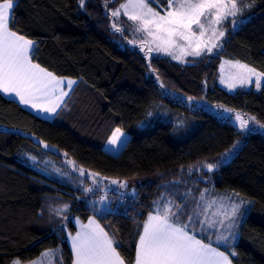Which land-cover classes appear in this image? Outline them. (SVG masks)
<instances>
[{
	"label": "trees",
	"instance_id": "1",
	"mask_svg": "<svg viewBox=\"0 0 264 264\" xmlns=\"http://www.w3.org/2000/svg\"><path fill=\"white\" fill-rule=\"evenodd\" d=\"M14 1L10 28L35 42L33 62L78 83L52 120L0 93V264H31L48 251H60L54 264H73L69 234L76 219L93 217L134 264L143 224L165 195L183 207L187 223L183 195L211 191L246 202V218L227 246L196 236L234 252L232 264H264V133L241 132L196 107L203 100L264 124V84L234 93L220 85L224 59L264 73V0H237L240 27L232 31L228 20L215 52L184 63L147 57L113 27V11L127 0ZM116 128L129 136L119 154L105 149ZM131 188L135 196L124 193ZM104 193L113 200L98 213ZM65 205L67 213H58Z\"/></svg>",
	"mask_w": 264,
	"mask_h": 264
},
{
	"label": "snow or ice",
	"instance_id": "2",
	"mask_svg": "<svg viewBox=\"0 0 264 264\" xmlns=\"http://www.w3.org/2000/svg\"><path fill=\"white\" fill-rule=\"evenodd\" d=\"M151 3L159 4V0H127L112 15L119 16L123 10L130 21L138 22L136 30L144 31L151 37V41L142 45L148 49V53H164L181 62L186 56L212 54L214 49L221 46V39L225 36V32L219 31L217 26L242 11L237 0H167L168 7L163 10L164 14L151 7ZM14 7V0H0V93L14 96L20 104L38 111L55 113L68 95L65 88L71 90L76 82L58 78L39 63L33 62L35 42L10 28V13ZM176 50H179V54ZM231 67L237 71L230 72L227 77L222 75L220 80L229 89L234 88L237 82L241 86L253 83V76L256 87H261L264 73H257L254 68L239 62ZM221 72H224L223 65ZM191 99L193 98L189 97ZM235 118L242 129L248 128V119L239 113ZM261 127L264 128V125ZM123 135L121 129L116 128L108 143L116 145ZM207 168L212 171L213 165L209 164ZM79 171L81 176L85 175L83 169ZM89 175L93 177V183H97L96 174ZM112 183L118 182L113 180ZM125 186L121 184V187ZM92 190L84 189L85 192ZM103 199L102 197L101 200ZM244 203L246 202L234 203L230 212L223 213L224 218L232 221ZM67 210L68 206L65 205L57 211L67 213ZM183 214V207L171 201L162 210L158 206L155 214L149 213L135 246L134 264H232L229 256H234V252L226 255L211 243H204L197 238L195 224L204 225L205 221H197L189 216L185 223L181 220ZM64 218L67 219V216ZM76 222L79 223L80 230L74 236L69 234L74 253L73 264H126L117 250L119 242L94 218H90L87 224ZM219 223L225 226L223 220ZM233 223L234 221L225 227L230 229ZM214 224L215 222L208 223L207 227H213ZM206 230L205 227L199 229L201 232ZM216 240L217 243L228 242L229 237L221 233ZM43 255L48 256L49 253ZM13 264H20V261L14 260ZM32 264L37 262L32 261Z\"/></svg>",
	"mask_w": 264,
	"mask_h": 264
},
{
	"label": "rangeland",
	"instance_id": "3",
	"mask_svg": "<svg viewBox=\"0 0 264 264\" xmlns=\"http://www.w3.org/2000/svg\"><path fill=\"white\" fill-rule=\"evenodd\" d=\"M237 4H238V7H240L238 1H237ZM150 6L155 8L157 11H160L161 14H164L163 10L167 9V7H168L167 0H159V4L151 3ZM239 15L240 14L238 13V15L236 17H228L226 20L223 21V23L221 25L217 26V29L219 31L225 32V36L221 39V42H220L221 45L223 44V41L227 37V30H225L223 28L224 24L228 20H231L233 22L232 26H231L232 31L237 30L241 25V22H239V19H237V17ZM122 16H125L127 21H124V19H122L123 18ZM116 20L118 22V24L115 22L116 28L120 27L123 30H125L127 32V34L129 35L131 45L132 46H140L141 50L146 52L147 57L157 55V56H167V57L172 58L169 55H166L164 53L155 52V51L148 53V49L146 47H142V45L151 41V37H149L147 35V33L144 31H137L136 29L139 26L138 22L130 21L128 19V17L123 14V10H121V14L119 16H116ZM181 43H183V42H181ZM216 49H214L213 52H215ZM176 51H177V54H179V50H176ZM203 55H205V54H203ZM190 58H195V57L186 56V57H184L183 62H181L179 60H175V61L180 62V63H184ZM226 62H231V63H226ZM237 62H239V61H235V60H231V59H224L223 63L221 64V66L222 65L224 66V72L222 73L221 68H220V80H221L222 75L227 77V75L230 72H236L237 71V69L231 67V65L236 64ZM239 63L245 64V63H241V62H239ZM249 67L253 68L251 66H249ZM255 71L257 73H262L261 71H258L257 69H255ZM252 79H253V83L245 84V85L241 86L237 82L236 86L232 89H229V87L226 84H222L221 82H220V85L223 89H225L226 91H228L230 93H234L238 89H246V90L254 89L255 91H260L263 87V84H264V77L261 78V87L260 88H257L255 85V76H253ZM196 103H197L196 107L203 108L204 110H206L209 113H215L220 118L230 120L232 122V124L241 132H246V133H248V132H250V133L261 132V133H264V128H262L261 125L259 123H257L256 119L252 116L247 117L241 112H236V111H234L230 108L224 107V106L212 105V104L208 103L207 101H203V100L202 101L197 100ZM229 110H231V111H229ZM237 113H239L243 118L249 120L248 128L242 129L240 127V122L237 121L235 118ZM251 118H254V120ZM185 121L186 120H184V122ZM121 132H124V134H126L125 131H123L122 129H121ZM127 142H128V139L122 137L121 141H119L116 145H110L109 144V148L112 151L111 153L119 154L120 152L118 151V146L120 148H123ZM124 193H127L128 196H131V195L135 196V190L132 188L129 190V192L125 191ZM102 197L104 198L103 200H101ZM125 198L126 197L124 195L119 194L117 201H121V200L125 201L126 200ZM183 198H185L183 201V205L184 206L186 205L188 207L187 208L188 217L192 216L194 218V220L205 221L204 225H201L200 223L195 224V228L199 233H204L206 236H208L214 242H217L216 237H217V235H219L221 233L228 236L229 237L228 242H220V244L222 246H227V245H229L230 242H233V241L238 239L240 227L246 218L248 206H246L245 203L241 204V208H240L239 212L237 213V216L232 218V221H234V223H233L232 228H230V229L225 227V226L228 225L229 223H232V221L225 219L223 216L224 212H230L231 211V206L234 203H240L242 201L240 198H238V196L236 197L235 195L220 194V193H215V192L211 191V192H204L203 195L200 197H198V196L194 197L191 195L190 192H186L183 195ZM112 200H113V198L111 196H108L106 193H104L101 197H99L98 200H96L97 201V203H96L97 212L103 213L104 211H107L110 208L109 205L111 204ZM164 201H165V203H168L169 201L173 202V198H171V196L165 195V197L162 198L163 204L159 206V207H161L160 208L161 210L163 209V206L165 205ZM210 204H211V206L209 207ZM217 213H220V214H217ZM93 218H95V217H93ZM221 220H223V223L225 226H222L219 223ZM76 221H79V219H76ZM212 222H215L214 226L213 227H207V224L212 223ZM201 227H205L207 230L201 232V231H199V229ZM75 234H71V235L74 236ZM233 234L235 236V239H233ZM69 244L71 246L70 236H69ZM59 252L60 251H48L47 253H49V255L48 256L43 255L42 258L37 260V264H43L44 262H45V264H54L53 263V257L55 256L56 253H59ZM73 256H74V253H73ZM73 262H74V260H73Z\"/></svg>",
	"mask_w": 264,
	"mask_h": 264
},
{
	"label": "crops",
	"instance_id": "4",
	"mask_svg": "<svg viewBox=\"0 0 264 264\" xmlns=\"http://www.w3.org/2000/svg\"><path fill=\"white\" fill-rule=\"evenodd\" d=\"M16 2L14 1V4H15ZM13 12V11H12ZM12 12L10 13V16H11V18H12ZM10 22H11V19H10ZM35 46H36V44H35ZM35 49V48H34ZM34 51V50H33ZM224 61V60H223ZM223 63V62H222ZM58 77V76H57ZM58 78H61V79H64L65 81H67V80H74V79H70V78H65V77H58ZM76 83L73 85V87H72V89H71V91L70 90H68L67 88H65V91H67L68 92V95L67 96H65V98H64V101H63V103H62V105H61V107H59L57 110H56V112L55 113H46V112H42V111H38L37 109H34V108H31L30 106H27V105H23V104H21L25 109H27V110H29L30 112H32V113H34L35 115H37V116H39V117H41V118H44V119H48V120H52V119H54L55 117H56V115L58 114V112L62 109V107L64 106V104L66 103V101H67V99H68V97L70 96V94H71V92H72V90L75 88V86L77 85V83H78V81L77 80H74ZM70 91V92H69ZM7 98H9V99H12V100H16L17 102H19L18 101V98H16V97H14V96H7V95H5ZM122 133H124V132H122ZM123 138H127L128 140H129V137L126 135V134H124L123 135ZM105 149L108 151V152H112L111 151V149L109 148V143L107 142L106 143V145H105ZM122 150V148H120L119 146H118V151L120 152ZM164 204H166L165 203V201H164ZM162 205V204H161ZM158 208V207H157ZM159 208H161V207H159ZM157 210V209H156ZM156 212V211H155ZM155 212L153 213V214H155ZM94 219H96V218H94ZM96 221H97V219H96ZM80 223H84V222H81L80 221ZM88 222H86V223H84V224H87ZM77 226H78V229H77V231H79L80 230V227H79V223H77ZM102 227V226H101ZM198 238V237H197ZM198 239H200V238H198ZM205 243V242H204ZM214 247V246H213ZM72 249V248H71ZM218 250L219 251H222V250H220L219 248H218ZM223 252V251H222ZM37 262V261H36ZM13 264V263H12ZM22 264V263H21ZM32 264V263H31Z\"/></svg>",
	"mask_w": 264,
	"mask_h": 264
},
{
	"label": "bare ground",
	"instance_id": "5",
	"mask_svg": "<svg viewBox=\"0 0 264 264\" xmlns=\"http://www.w3.org/2000/svg\"><path fill=\"white\" fill-rule=\"evenodd\" d=\"M70 91H71V90H70ZM70 91H69V92H70Z\"/></svg>",
	"mask_w": 264,
	"mask_h": 264
}]
</instances>
